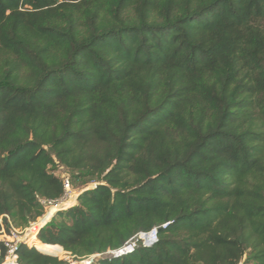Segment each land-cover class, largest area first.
<instances>
[{
	"label": "trees",
	"instance_id": "obj_1",
	"mask_svg": "<svg viewBox=\"0 0 264 264\" xmlns=\"http://www.w3.org/2000/svg\"><path fill=\"white\" fill-rule=\"evenodd\" d=\"M58 168L22 264H264V0H0V219Z\"/></svg>",
	"mask_w": 264,
	"mask_h": 264
},
{
	"label": "built area",
	"instance_id": "obj_2",
	"mask_svg": "<svg viewBox=\"0 0 264 264\" xmlns=\"http://www.w3.org/2000/svg\"><path fill=\"white\" fill-rule=\"evenodd\" d=\"M65 193L60 199H39L43 209V214L37 220L28 223L24 228L19 229L10 221L8 216L0 219V264H22L19 261V250L21 246H29V239L35 235L38 239L39 233L49 223H51L59 212L68 210L65 205L72 201L74 193L72 191L71 181L67 177H63ZM79 198V197H78ZM77 200V198H76ZM51 215L49 221L42 224L43 219ZM7 218L9 226L4 224ZM166 228V225L163 226ZM158 242V228H154L149 232H142L131 238L122 248L115 251H109L104 255L93 256L95 258H120L133 254L140 246L152 247ZM32 248V247H30ZM69 264V263H68Z\"/></svg>",
	"mask_w": 264,
	"mask_h": 264
},
{
	"label": "rangeland",
	"instance_id": "obj_3",
	"mask_svg": "<svg viewBox=\"0 0 264 264\" xmlns=\"http://www.w3.org/2000/svg\"><path fill=\"white\" fill-rule=\"evenodd\" d=\"M55 171H56V175L59 177L67 176L68 178H70V181L72 184V191L74 193V196H75V193H79V195H78V197H79L84 191L91 190L96 185H98L96 179L91 178L89 176H85L84 174L73 173L71 171H67L66 169H62V168L55 169ZM76 205H77V203H76ZM76 205H74V206H76ZM70 208H72V207H70ZM70 208H68V209H70ZM13 224L15 225V227H17L19 229H22L26 225H28V224H25L24 222H22L20 220H16L15 222H13ZM54 257H57V256H54ZM57 258H59L60 260L67 261V262L71 261V260L72 261L75 260L74 257L71 256V254H69V253H67L66 256L63 258H60V257H57ZM92 258H94L95 260L97 259L95 257H92ZM88 260H90V259H87L84 261H88Z\"/></svg>",
	"mask_w": 264,
	"mask_h": 264
},
{
	"label": "bare ground",
	"instance_id": "obj_4",
	"mask_svg": "<svg viewBox=\"0 0 264 264\" xmlns=\"http://www.w3.org/2000/svg\"><path fill=\"white\" fill-rule=\"evenodd\" d=\"M78 195H79V193H75V197L73 198L72 201L68 202V203L65 205V208L73 207V206L76 204V198L78 197ZM50 218H51V215H49L48 217H46L45 219H43L42 224L47 223V222L49 221ZM34 236H35V235H32L31 237H34ZM31 237H30V239H31ZM36 238H37V237H36ZM30 239H29V241H30ZM29 241H28V242H29ZM87 263H88V261H87Z\"/></svg>",
	"mask_w": 264,
	"mask_h": 264
},
{
	"label": "water",
	"instance_id": "obj_5",
	"mask_svg": "<svg viewBox=\"0 0 264 264\" xmlns=\"http://www.w3.org/2000/svg\"><path fill=\"white\" fill-rule=\"evenodd\" d=\"M98 185H96L94 188H96ZM93 188V189H94ZM87 191V190H86ZM85 192V191H84ZM51 256V255H50ZM95 262V259L94 258H90V260H88V263L87 264H93ZM69 264H85V261H76V260H71V261H68Z\"/></svg>",
	"mask_w": 264,
	"mask_h": 264
},
{
	"label": "crops",
	"instance_id": "obj_6",
	"mask_svg": "<svg viewBox=\"0 0 264 264\" xmlns=\"http://www.w3.org/2000/svg\"><path fill=\"white\" fill-rule=\"evenodd\" d=\"M76 203H78V197H77ZM75 205H76V204H75Z\"/></svg>",
	"mask_w": 264,
	"mask_h": 264
}]
</instances>
